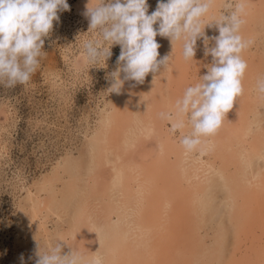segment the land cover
I'll return each instance as SVG.
<instances>
[{
	"label": "rangeland",
	"instance_id": "obj_1",
	"mask_svg": "<svg viewBox=\"0 0 264 264\" xmlns=\"http://www.w3.org/2000/svg\"><path fill=\"white\" fill-rule=\"evenodd\" d=\"M67 2L70 10L58 12L59 21L54 22L52 32L44 38L42 49L44 53L39 58V66L30 81L13 88H6L0 84V264H20L21 254L24 255L26 264H34V250L37 244L40 243L43 249L57 240L63 241L61 242L65 246L63 251L66 253L70 252L71 248L78 250L85 259L87 258V264L91 257L99 254L98 250L102 247L100 242L104 239L107 242L112 239L115 241V236L121 238L125 236L127 242L125 246L123 244V248L126 252L123 251L119 262L114 260V263L104 255L105 258L101 259L104 264L128 263L131 259L139 262L143 260L142 262L146 264H159L162 263L160 259L165 257L166 253H173L176 256V260L171 261L170 264H211V262L212 264H264V149L262 153L256 151L257 145L261 146L260 142H263L264 148V98L257 91V80L264 76V0H247L246 16H244L246 22L242 25L240 34L248 30L242 36L251 39L253 43L242 53L248 65L242 79L243 94L237 97L234 107L227 112L224 117L225 124L222 123L216 135L208 137L205 148L192 152L184 150L179 141L181 133L171 131V122L162 119L158 114L173 111L177 98H181L185 89L199 82L200 76L207 72V67L203 65L205 62L206 65H210L212 58L204 55L203 38L197 40L194 60H185L182 43L178 42L173 52L170 39L157 35L156 40L166 49L162 50V55L174 56L169 61L171 66H168L166 71L161 68L155 74H148L142 84L126 81L118 93L109 92V74L117 67L116 61L121 48L119 45H114L111 49L112 55L105 64L89 63L84 55L83 45L88 40L99 38L98 32L88 33L89 20L83 15L86 11L84 6L88 5L90 0H67ZM96 2L97 0H93L92 6H95ZM236 2L237 0H215L213 8L207 14L208 17L204 18L205 25L212 24L205 27L206 36L213 37L219 34L215 20L229 13L231 9L227 5L229 3L234 5ZM157 4L158 0H148L149 14L155 11ZM154 27L158 28V25ZM209 44L214 45V41L210 40ZM178 61L186 65L184 69L182 68L184 72L180 74H176V69L179 70ZM154 75L156 80L153 78ZM121 78H123L122 74ZM152 86L156 91L150 89L153 88ZM164 100L165 102H162ZM245 108L252 110H249L250 115L247 116L249 122L245 121V124L247 123L245 137L243 139L235 137L232 148L228 147L224 152L229 157L237 155L238 160L240 158L237 163L240 174L235 177L241 179L239 182L243 186V191L251 199H247L246 204L250 207L246 208L248 219L242 222L230 209L233 208L237 212L240 204H235L230 198L231 190L230 186H227L229 180L220 170L223 169L226 158L221 163L217 162L214 168L211 164H214V159L220 158L213 156L220 151L219 142L215 141L214 137L223 136L226 133L225 129L229 127H232L234 134H238L237 129L242 126L241 114ZM151 115L157 116L153 119ZM248 126L251 131L248 130ZM221 130L225 132L221 133ZM190 131V127L183 129L185 134ZM130 134L133 136L130 137ZM128 135L129 139H127ZM171 145L183 148L184 152L183 177L185 178H181L183 182L181 181L180 191L186 197L188 192L192 195L189 191L191 189L193 197L195 196L193 209L197 211L200 209V212L196 211L197 218H194L195 224L193 223L191 229H186V223L193 216L190 210L191 204L187 205L189 209L184 212L178 211L182 196L177 193L179 189H172L170 185L165 186L166 182L160 185L161 176L165 178L170 176L169 168L177 159V156L170 155L168 148ZM121 163L124 165L122 166ZM119 169L123 174L126 173L124 188L116 179ZM146 173L149 175H145ZM89 177L93 181H90ZM199 182L210 185L208 193H202ZM113 183H116L117 187H114L116 184ZM197 200L201 204L200 208ZM160 203L161 207H159ZM176 205L178 207H175ZM212 205L214 207L211 208ZM158 209H162L160 213ZM254 226L257 228L254 229ZM239 229L245 230L243 238L240 235L243 231L240 232ZM245 239L249 241L246 242ZM211 244L213 246H210ZM175 248L178 249L177 252H172ZM146 249L148 252L145 251ZM30 256L33 259H29Z\"/></svg>",
	"mask_w": 264,
	"mask_h": 264
},
{
	"label": "clouds",
	"instance_id": "obj_2",
	"mask_svg": "<svg viewBox=\"0 0 264 264\" xmlns=\"http://www.w3.org/2000/svg\"><path fill=\"white\" fill-rule=\"evenodd\" d=\"M215 0H158L155 11L148 13V0H93L83 15L89 20L88 33L99 38L84 43L89 63L100 64L111 57L112 47L119 45L120 55L110 76L109 92H119L126 81L143 83L145 77L169 66L172 55L160 57L157 35L182 43L185 60L196 54L197 40L203 38L204 55L211 56L207 73L199 82L185 89L175 102L174 110L162 112L173 132H180L179 141L187 152L197 150L204 140L221 127L223 119L243 94L242 79L247 62L242 53L253 41L245 39L241 27L246 22L247 0H237L227 7L231 11L215 20L218 35H205L204 18ZM67 0H0V84L6 88L27 84L39 66L44 53L45 37L59 21L58 12L69 11ZM158 25V28L154 27ZM214 41L210 46L209 41ZM123 74V78H121ZM156 80L155 75L153 76ZM257 91L264 98V76L257 80ZM185 127L191 131L183 133ZM36 239V238H35ZM62 240L34 250V264H86L78 250L64 252ZM33 259V257H29ZM20 264H26L24 255Z\"/></svg>",
	"mask_w": 264,
	"mask_h": 264
},
{
	"label": "bare ground",
	"instance_id": "obj_3",
	"mask_svg": "<svg viewBox=\"0 0 264 264\" xmlns=\"http://www.w3.org/2000/svg\"><path fill=\"white\" fill-rule=\"evenodd\" d=\"M82 5V4H81ZM80 5V6H81ZM84 5V4H83ZM83 7V6H82ZM84 7H86V6H84ZM263 9V8H262ZM259 10H261V9H259ZM258 10V11H259ZM261 12V11H260ZM259 12V13H260ZM263 12V11H262ZM252 13V12H251ZM250 13V14H251ZM246 16V15H245ZM208 17V16H207ZM246 19V18H245ZM258 19V18H257ZM260 19V18H259ZM263 19V18H262ZM248 20V19H247ZM248 22V21H247ZM264 24V23H263ZM244 25V24H243ZM257 25V24H256ZM248 28V27H247ZM243 29H244V27H243ZM243 29H242V31H243ZM245 30H246V28H245ZM248 31V30H247ZM246 31V32H247ZM245 32V31H244ZM245 32V33H246ZM245 33H243L242 35H244ZM206 35V34H205ZM157 41V43L160 45V48H159V53H160V57H162V56H164V55H162L163 54V52H162V50H166L165 49V47L163 46V48H162V44L161 43H159L158 42V40H156ZM160 41V40H159ZM168 52V51H167ZM172 53V52H171ZM166 55V54H165ZM244 55V54H243ZM174 57V56H173ZM173 57H172V59H173ZM196 57V56H195ZM205 58V57H204ZM263 59V58H262ZM194 60V59H193ZM264 60V59H263ZM171 61V60H170ZM258 62V61H257ZM178 63H179V61H178ZM195 63V62H194ZM170 64V63H169ZM190 64V63H189ZM189 64H187V66L189 65ZM191 64H192V62H191ZM169 66H171V64L169 65ZM184 66H186V65H182L181 63H179L178 64V69L179 70H177L176 69V74H180V73H183L184 72ZM203 66H206V62H205V64L203 65ZM190 67V66H189ZM169 68V67H168ZM183 68V69H182ZM193 68V67H192ZM196 68V67H195ZM205 68V67H204ZM204 68H200V69H204ZM203 72V71H202ZM207 72L205 71L204 72V74L203 75H205ZM150 74H152V73H150ZM123 75V74H122ZM164 75V74H163ZM166 75V74H165ZM186 75V74H185ZM199 75V74H198ZM148 76V75H147ZM167 76V75H166ZM172 76H174V75H172ZM165 77V76H164ZM187 77H189V76H187ZM169 78V77H168ZM167 78V79H168ZM166 79V78H165ZM179 80V79H178ZM152 81V80H151ZM165 81V80H164ZM167 81H169V80H167ZM194 81V80H193ZM130 82V81H129ZM157 82V81H156ZM242 82H244V80H242ZM133 83V82H132ZM153 83H155V82H153ZM179 84V83H178ZM129 85V84H128ZM153 86H156V85H154V84H152ZM168 85V84H167ZM180 85V84H179ZM183 85V84H182ZM249 85V84H248ZM135 86H136V84H135ZM152 86V87H153ZM158 87H159V85H158ZM158 87H156V88H158ZM253 87H254V85H253ZM182 88V87H181ZM129 89V88H128ZM151 90L152 89H154L155 90V87H153V88H150ZM161 89V88H160ZM130 90V89H129ZM136 90V89H135ZM163 90V89H162ZM166 90H168V89H166ZM165 90V91H166ZM131 91V90H130ZM134 91V90H133ZM132 91V92H133ZM156 91V90H155ZM155 91H154V93H155ZM174 91H175V88H174ZM177 91V90H176ZM150 92V91H149ZM159 92L160 91H158L157 93L159 94ZM162 92V91H161ZM149 94V93H148ZM163 94H164V90H163ZM248 94V93H247ZM145 95H146V93H145ZM260 95V94H259ZM152 96H154V97H156V95H153L152 94ZM249 96V95H248ZM115 97V96H114ZM146 98V96H143V98ZM161 97H163V96H161ZM181 97V96H180ZM250 97V96H249ZM153 98V97H152ZM168 99H169V97H167ZM179 98V97H178ZM177 98V99H178ZM162 100L163 99H165V98H161ZM237 99V98H236ZM148 99H146V101H147ZM236 101V100H235ZM264 101V100H263ZM262 101V102H263ZM137 102V101H136ZM161 102V101H160ZM162 102H165V100L164 101H162ZM161 102V103H162ZM168 102H170V101H168ZM168 102H166V104L168 103ZM139 103H140V101H139ZM155 103V100L153 101V104ZM251 103V102H250ZM141 105H142V103H141ZM165 105V104H164ZM234 105H235V103H234ZM153 106L154 105H152V108H153ZM248 106V105H247ZM126 107V106H125ZM156 107V106H155ZM171 107V106H170ZM234 107V106H233ZM250 107V106H249ZM136 108V107H135ZM137 108H138V106H137ZM150 108V107H149ZM151 108V109H152ZM163 108V107H162ZM250 108H252V107H250ZM250 108L249 109H247V108H245V110L244 111H242V114H241V123H240V125H242V126H240L239 127V129H237V131H238V134H234V132H233V129H231L230 127H229V129H225V128H223V129H225V131H226V133L222 136V135H217V137H214L215 138V141H217L218 140V142H219V145H220V148H219V153L217 154H213V156H219L220 158H218V159H214V164L212 163L211 164V167H215V164L217 163V162H220L221 163V161H223L224 160V158H226L225 160H224V166H223V169L222 168H220V170H221V173H223L227 178H228V180H229V182H228V184H227V186H230V190H231V195H230V198L232 199V201H234V203L235 204H240V208L238 207L237 208V212H236V210L235 209H233V208H230V209H232V211L234 212V216L238 219V220H240V221H245V219H248L247 218V210H246V208H250V207H247V199H249V200H251L250 198H248V196L245 194L246 192H244L243 190V186H242V184L239 182V181H241V179L239 178V177H235V175H239L240 173L238 172V170H237V163H238V161H240V158H239V160H238V157H237V155H233V156H227L224 152L227 150V148L229 147L230 149L232 148V144H234V141H235V137L236 138H238V139H243L244 137H245V132L247 131L246 130V124L249 122L248 121V119H247V116L249 117V115H250V111H252V110H250ZM154 109V108H153ZM168 109V108H167ZM129 110H130V108H129ZM129 110H127V111H129ZM158 110H160V109H158ZM158 110H154L155 112H157ZM166 110V109H165ZM250 110V111H249ZM153 111V112H154ZM161 111V110H160ZM135 112V111H134ZM254 112H256V111H254ZM253 112V113H254ZM142 113V112H141ZM123 114V113H122ZM157 114V113H156ZM161 114V113H160ZM160 114H158V115H160ZM256 114V113H255ZM254 114V115H255ZM153 115V114H152ZM151 115V116H152ZM226 115H227V113H226ZM226 115H225V117H226ZM133 116V115H132ZM138 116H139V114H138ZM154 116V115H153ZM152 116V117H153ZM157 116V115H156ZM155 116V117H156ZM257 116V115H256ZM262 116V115H261ZM122 117V116H121ZM140 117V116H139ZM155 117H153V119L155 118ZM135 119H136V117H135ZM135 119H134V121H135ZM161 119V118H160ZM255 119H256V117H255ZM157 120H158V117H157ZM118 121V120H117ZM138 121V120H137ZM226 121V119H224V121L222 122L223 124H225L224 122ZM245 121H247V123L245 124ZM257 121V120H256ZM255 121V122H256ZM139 122H141L140 120H139ZM156 122H158L159 123V121H156ZM155 122V123H156ZM161 122V121H160ZM136 123V122H135ZM142 123V122H141ZM140 123V124H141ZM257 123V122H256ZM117 124H119V123H117ZM152 124V123H151ZM163 124H165V123H163ZM163 124H160V125H163ZM153 125V124H152ZM152 125H150V127L153 129V127H152ZM155 125H157V124H155ZM120 126V125H119ZM146 126V125H145ZM148 126V125H147ZM226 126H227V124H226ZM229 126V125H228ZM129 127V126H128ZM150 127H148V128H150ZM159 127V126H158ZM157 127V128H158ZM161 127V126H160ZM164 127V126H163ZM234 127V126H233ZM249 127V126H248ZM112 128H114V127H112ZM121 128V127H120ZM227 128V127H226ZM119 129V128H118ZM139 129V128H138ZM147 129V128H146ZM151 129V130H152ZM114 130V129H113ZM126 130V129H125ZM124 130V131H125ZM130 130H131V128H130ZM142 130V129H141ZM145 130V129H144ZM155 130V129H154ZM157 130H159V128L157 129ZM156 130V131H157ZM248 130H250V127H249V129ZM107 131V130H106ZM222 131V132H221ZM220 132L221 133H223V132H225V131H223V130H221ZM251 131V130H250ZM103 132V131H102ZM130 132V131H129ZM132 132V131H131ZM134 132V131H133ZM106 133V132H105ZM111 133V132H110ZM119 133H121V132H119ZM152 133V132H151ZM236 133V132H235ZM104 134V133H103ZM109 134V133H108ZM123 134V133H122ZM125 134V133H124ZM123 134V135H124ZM127 134H129L128 132H127ZM132 134V133H131ZM131 134H130V137H132L131 136ZM156 134V133H155ZM175 134V133H174ZM234 134V135H233ZM110 135V134H109ZM215 135H216V133H215ZM237 135V136H236ZM113 136V135H112ZM105 137H106V134H105ZM110 137V136H109ZM128 138L127 139H129V135L127 136ZM137 137V136H136ZM111 138V137H110ZM139 138V137H138ZM164 139V138H163ZM207 139L208 138H206L205 140H204V142L202 143V145L198 148V149H202L203 147L205 148V146H206V142H207ZM105 140H107V139H105ZM109 140V139H108ZM110 140H112V139H110ZM117 140V139H116ZM148 140H150V139H148ZM166 140V139H165ZM124 141V140H123ZM127 141V140H126ZM147 141V140H146ZM145 141V142H146ZM163 141V140H162ZM244 142H246L245 140H243ZM248 141V140H247ZM103 142V141H102ZM109 142V141H108ZM233 142V143H232ZM107 143V142H106ZM105 143V144H106ZM122 143V142H121ZM120 143V144H121ZM124 143V142H123ZM134 143V142H133ZM136 143V142H135ZM129 144H130V142H129ZM205 144V145H204ZM250 144V143H249ZM260 144H261V146L260 145H257V148H256V151H260L261 153H262V151H263V142H260ZM110 145V144H109ZM108 145V146H109ZM128 145V144H127ZM132 145V144H131ZM135 145V144H134ZM95 146V145H94ZM135 147H137L138 148V146H135ZM96 148V147H95ZM107 148V147H106ZM110 148H112V147H110ZM131 148V147H130ZM251 148V147H250ZM132 149H134V146H133V148ZM169 151H170V155L172 154V155H175V156H177V159H176V162H174V164H171V167L169 168V174H170V176H166V178L164 177V176H161V182L162 183H160V185L162 184L163 185V182L165 183L166 182V184L167 185H165V186H168V185H170V187L173 189V188H177V190L179 189V192H177V193H180L181 195V197H180V200H179V204H178V206H180L179 208H177V210L178 211H180V212H184V210H187V205L188 204H191V208H190V210L192 211V219L191 220H189V222L188 223H186V229H191L192 227H193V223L195 224V217H196V215H197V212L200 210V209H198V211L194 208L193 209V207H195V206H193L192 204H193V199H195V196L193 197V192H192V190L190 189L189 191H190V193L192 194V195H189L188 193H187V195L188 196H186L185 197V195L183 196V194L181 193V191H180V189L182 190V182H183V179H181L182 177H183V175H184V171H185V169L183 170V167L185 166L184 165V162H185V160H184V158H183V148L181 149V147H178V146H170L169 148ZM197 149V150H198ZM99 150V149H98ZM100 150H102L103 151V149H101L100 148ZM112 150H114V149H112ZM112 150H110V152L112 151ZM126 150H127V148H126ZM253 150V149H252ZM94 152H95V150H93ZM122 151V150H121ZM165 151V150H164ZM168 151V150H167ZM253 151H255V150H253ZM255 151V152H256ZM93 152V153H94ZM100 152V151H99ZM228 152V151H227ZM95 153H97V152H95ZM94 153V154H95ZM104 153H105V151H104ZM121 153V152H120ZM122 153H123V151H122ZM121 153V154H122ZM128 153H129V151H128ZM132 153V152H131ZM134 153V152H133ZM168 153V152H167ZM186 153V152H185ZM164 154V153H163ZM107 155V153L105 154V156ZM128 155V154H127ZM229 155V154H228ZM242 155H243V153H242ZM261 155V154H260ZM95 156V155H94ZM99 156V155H98ZM125 156V155H124ZM129 156H132V155H129ZM164 156H165V154H164ZM95 157H97V156H95ZM100 157V156H99ZM107 157V156H106ZM123 157V156H122ZM169 157V156H168ZM173 157V156H172ZM198 157V156H197ZM262 157V156H261ZM101 158V157H100ZM131 158V157H130ZM190 158V157H189ZM243 158V157H242ZM94 159V158H93ZM96 159V158H95ZM98 159V158H97ZM104 159V158H103ZM120 160L122 159V158H119ZM133 159H134V157H133ZM188 159V158H187ZM262 159V158H261ZM124 160V159H123ZM156 160V159H155ZM250 160V159H249ZM198 161V160H197ZM92 162V161H91ZM121 162H123V161H121ZM167 162V161H166ZM190 162V161H189ZM117 163H119V162H117ZM122 164V166L124 165V163H121ZM154 165V164H153ZM72 166V165H71ZM119 166H120V164H119ZM128 166V165H127ZM126 166V167H127ZM191 166V165H190ZM232 166H234V168H232ZM125 167V166H124ZM142 167H144V166H142ZM198 167V166H197ZM96 168V167H95ZM99 168V167H98ZM119 168H121V167H119ZM139 168V167H138ZM144 168H146V167H144ZM246 168V167H245ZM85 169V168H84ZM83 169V170H84ZM91 169V168H90ZM133 169V168H132ZM147 169V168H146ZM149 169V168H148ZM194 169H196V168H194ZM234 169V170H233ZM98 170V169H97ZM96 170V171H97ZM168 170V169H167ZM188 170H190V169H188ZM88 171V170H87ZM148 171V170H147ZM146 171V172H147ZM151 171V170H150ZM154 171V170H153ZM241 171V170H240ZM86 172V171H85ZM97 172H99V171H97ZM126 172V171H125ZM130 172V171H129ZM189 172V171H188ZM192 172V171H191ZM197 172V171H196ZM202 172V171H201ZM128 173V172H127ZM148 173V172H147ZM145 174V175H149V174ZM165 173H166V171H165ZM242 173V172H241ZM117 176H116V179L117 180H119V182H120V185L122 184L123 185V188H124V184H125V179L124 178H126V177H124L125 176V174H123V171L121 170V169H119V171L117 172ZM144 174V173H143ZM181 174H182V176H181ZM192 174H193V172H192ZM201 174V173H200ZM87 175V174H86ZM90 175V174H89ZM130 175V174H129ZM167 175V174H166ZM198 175V173H196V176ZM85 176V175H84ZM94 176V175H93ZM92 176V177H93ZM195 176V175H194ZM194 176H192V177H194ZM91 177V176H90ZM89 177V178H90ZM127 177H129V176H127ZM204 177V176H203ZM74 178V177H73ZM86 178V177H85ZM84 178V179H85ZM135 178V177H134ZM133 178V179H134ZM155 178H157V177H155ZM183 178H185V177H183ZM197 178L199 179V177L197 176ZM202 178V177H201ZM87 179H88V176H87ZM140 179V178H139ZM197 179V180H198ZM90 181H93V180H91V178H90ZM127 181V180H126ZM129 181V180H128ZM133 181V180H132ZM156 181V180H155ZM182 181V182H181ZM207 181V180H206ZM168 182V183H167ZM80 183H82V182H80ZM84 183H86L85 181H84ZM89 183V182H88ZM111 183V182H110ZM150 183H151V181H150ZM149 183V184H150ZM185 183V182H184ZM194 183V182H193ZM200 183V182H199ZM202 183H203V180H202ZM202 183H200L199 185L201 186V190H202V193L204 192V194H206V193H208L209 192V190H210V185H208L207 186V184H202ZM205 183V182H204ZM73 184H75V183H73ZM90 184V183H89ZM114 184V183H113ZM116 184V183H115ZM114 184V185H115ZM119 184V183H118ZM133 184V183H132ZM186 184V183H185ZM184 184V185H185ZM210 184H212V183H210ZM83 185V184H82ZM110 185H112V184H110ZM128 185V184H127ZM130 185V184H129ZM159 185V186H160ZM187 185V184H186ZM91 186V185H90ZM113 186V185H112ZM135 186V185H134ZM164 186V187H165ZM188 186V185H187ZM192 186V185H191ZM199 186V187H200ZM114 187H117V184H116V186H114ZM118 187H120V186H118ZM130 187H132V188H134L133 186H131L130 185ZM169 187V188H170ZM193 187H196V186H193ZM128 188V187H127ZM131 188V189H132ZM167 188V187H166ZM170 188V189H171ZM188 188V187H187ZM112 189H113V187H112ZM116 189H118V188H116ZM120 189H121V187H120ZM161 189V188H160ZM194 189V188H193ZM197 189V188H196ZM45 190V189H44ZM135 190V189H134ZM50 191V190H49ZM121 191V190H120ZM123 191H124V189H123ZM131 191V190H130ZM130 191H129V195H130ZM162 191V190H161ZM165 191H167V189H165ZM176 191V190H175ZM198 191H199V189H198ZM263 191V190H262ZM184 192V191H183ZM211 192H213V191H211ZM214 192H216V191H214ZM257 191L255 190V193H256ZM112 193H114V191L112 192ZM111 193V194H112ZM122 193V192H121ZM124 193V192H123ZM132 193V192H131ZM156 193V192H155ZM161 193V192H160ZM185 193V192H184ZM261 193V192H260ZM259 193V194H260ZM31 194H33V193H31ZM110 194V195H111ZM150 194V193H149ZM169 194V193H168ZM199 194V193H198ZM221 194V193H220ZM132 195V194H131ZM137 195V194H136ZM170 195V194H169ZM169 195H167V196H169ZM175 195V194H174ZM174 195L172 196V197H174ZM196 195V194H195ZM212 195V194H211ZM255 195V194H254ZM64 196V195H63ZM122 196H124V194H122ZM125 196H127V195H125ZM155 196V195H154ZM153 196V197H154ZM198 196V195H197ZM205 196V195H204ZM262 196H263V194H262ZM121 197V196H120ZM119 197V198H120ZM160 197V196H159ZM166 197V196H165ZM193 197V198H192ZM217 197V196H216ZM260 197V196H259ZM258 197V198H259ZM113 198H114V196H113ZM112 198V199H113ZM124 198V197H123ZM126 199H127V197H125ZM156 198H157V196H156ZM185 198H187V199H189V200H184ZM202 198V197H201ZM204 198V197H203ZM210 198V197H209ZM228 198V197H227ZM262 198V197H261ZM260 198V199H261ZM66 199V198H65ZM155 199V198H154ZM162 199V198H161ZM168 200H170L169 198H167ZM198 199V198H197ZM214 199V198H213ZM76 200V199H75ZM158 200V199H157ZM205 200H207V198L205 199ZM204 200V201H205ZM128 201H130V200H128ZM152 201V200H151ZM159 201H161V200H159ZM171 201V200H170ZM126 202V201H125ZM166 202V201H165ZM197 202L199 203V201L197 200ZM211 202V201H210ZM215 202H216V199H215ZM224 202V201H223ZM226 202H228V201H226ZM80 203V202H79ZM152 203V202H151ZM150 203V204H151ZM163 203V202H162ZM173 203V202H172ZM195 203V202H194ZM212 203V202H211ZM258 203V202H257ZM74 204V203H73ZM129 204V203H128ZM128 204H126V205H128ZM155 204V203H154ZM157 204V203H156ZM209 204V203H208ZM226 204V203H225ZM59 205V204H58ZM130 205V204H129ZM146 205V204H145ZM158 205V204H157ZM163 205H165V204H163ZM167 205V204H166ZM174 205V204H173ZM197 205V204H196ZM200 203H199V208H200ZM205 205V204H204ZM211 205V204H210ZM210 205H209V207H210ZM242 205V206H241ZM249 205V204H248ZM64 206V205H63ZM63 206L61 207V208H63ZM75 206H77V205H75ZM170 206V205H169ZM168 206V207H169ZM177 205L175 206V207H178ZM65 207V206H64ZM66 207H68V206H66ZM99 207V206H98ZM159 207H161V203H160V206ZM163 207V206H162ZM167 207V208H168ZM197 207V208H198ZM212 207H214V205H212L211 206V208ZM227 207V206H226ZM232 207V206H231ZM234 207H235V205H234ZM69 208V207H68ZM72 208V207H71ZM77 208V207H76ZM116 208V207H115ZM125 208V207H124ZM163 208H165V207H163ZM203 208V207H202ZM260 208V207H259ZM75 209V208H74ZM128 209V208H127ZM152 209V208H151ZM154 209H155V207H154ZM157 209V208H156ZM189 209V208H188ZM208 209V208H207ZM215 209V208H214ZM65 210V209H64ZM160 210H162V209H158V212L160 211ZM164 210V209H163ZM182 210V211H181ZM253 210V209H252ZM258 210V209H257ZM69 211V210H68ZM121 211V210H120ZM175 211V210H174ZM197 211V212H196ZM231 211V210H230ZM250 211V210H249ZM261 211V210H260ZM72 212V211H71ZM126 212H128V210L126 211ZM200 212V211H199ZM203 212V211H202ZM216 212V211H215ZM252 212V211H251ZM264 212V211H263ZM63 213V212H62ZM73 213H74V210H73ZM143 213V212H142ZM146 213V212H145ZM160 213V212H159ZM204 213V212H203ZM206 213V212H205ZM218 213V212H217ZM232 213V212H231ZM59 214V213H58ZM57 214V215H58ZM80 214V213H79ZM123 214V213H122ZM169 214V213H168ZM171 214V213H170ZM215 214V213H214ZM253 214V213H252ZM55 215V214H54ZM61 215V214H60ZM140 215V214H139ZM144 215V214H143ZM150 215H152V214H150ZM163 215V214H162ZM185 215V214H184ZM201 215H202V213H201ZM233 215V214H232ZM231 215V216H232ZM78 216V215H77ZM200 216V215H199ZM31 217V216H30ZM56 217V216H55ZM80 217V216H79ZM122 217V216H121ZM125 217V216H124ZM142 217V216H141ZM148 217V216H147ZM190 217V216H189ZM229 217V216H228ZM197 218V217H196ZM254 218V217H253ZM262 218V217H261ZM78 219V218H77ZM142 220H143V218H141ZM165 219V218H164ZM173 219V218H172ZM251 219H252V217H251ZM116 220V219H115ZM126 220V219H125ZM176 220V219H175ZM231 220V219H230ZM118 221V220H117ZM164 221V220H163ZM197 221V220H196ZM247 221V220H246ZM119 222V221H118ZM142 222V221H141ZM182 222V221H181ZM205 222V221H204ZM232 222V221H231ZM120 223V222H119ZM118 223V224H119ZM142 223H145V222H142ZM164 223V222H163ZM183 223V222H182ZM206 223V222H205ZM208 223V222H207ZM239 223V222H238ZM245 223V222H244ZM247 223V222H246ZM77 224H79V223H77ZM201 224V223H200ZM151 225V224H150ZM161 225V224H160ZM163 225V224H162ZM179 225H180V223H179ZM192 225V226H191ZM240 225H241V223H240ZM239 225V227H241ZM251 225H253V224H251ZM167 226V225H166ZM168 226H169V224H168ZM146 227V226H145ZM144 227V228H145ZM183 227V226H182ZM206 227V226H205ZM158 228H159V226H158ZM170 228V227H169ZM235 228V227H234ZM245 229H247L246 227H244ZM250 228V227H249ZM255 228H257L256 226H254V229ZM131 229V228H130ZM147 229V228H146ZM145 229V230H146ZM242 229V228H241ZM241 229H239L240 230V232H242L241 231ZM148 230L150 231V229L148 228ZM166 230V229H165ZM171 229H169V231H170ZM259 230H261V229H259ZM264 230V229H263ZM77 231V230H76ZM147 231V230H146ZM148 231V232H149ZM157 231V230H156ZM161 231V230H160ZM238 231V230H237ZM247 231V230H246ZM119 232V231H118ZM130 232V231H129ZM168 232V231H167ZM184 232V231H183ZM192 232V231H191ZM240 232H239V234H240ZM244 232H245V230L242 232V234H240V235H242V238H243V234H244ZM250 232V231H249ZM248 232V233H249ZM253 232V231H252ZM251 232V234H253ZM153 233V232H152ZM156 233V232H155ZM173 233V232H172ZM175 233V232H174ZM204 233V232H203ZM157 234V233H156ZM168 234V233H167ZM188 234H190V233H188ZM262 234H263V232H262ZM115 235V234H114ZM143 235V234H142ZM146 235V234H145ZM149 235V234H148ZM152 235V234H151ZM150 235V236H151ZM174 235V234H173ZM185 235V234H184ZM255 235V234H254ZM144 236V235H143ZM176 236H177V233H176ZM247 236H250L251 237V235L249 234H247ZM246 236V237H247ZM125 237V236H124ZM123 236H122V238H121V236H119V237H116L115 236V241H113V239L112 240H110L109 242H107L105 239L104 240H102L100 243H102V247H101V249L100 250H98L99 251V254H95L93 257H91L90 259H89V261L87 262V264H104L103 263V259L102 258H105L104 257V255H106L107 256V258H108V260H110V261H114V260H119L120 258H122L121 256H120V254L121 253H123V251H125V249L123 248L124 246H125V244H126V242H127V240H126V238H124ZM142 237V236H141ZM147 237V236H146ZM145 237V238H146ZM168 237H169V234H168ZM168 237H166V238H168ZM102 238V237H101ZM165 238V239H166ZM153 239V238H152ZM170 239V238H169ZM169 239H167V240H169ZM176 239V238H175ZM248 239V238H247ZM250 239V238H249ZM262 239V238H261ZM171 240V239H170ZM244 240V239H243ZM251 240V239H250ZM144 241V240H143ZM174 242L175 241H178V240H173ZM245 241H246V239H245ZM249 241V240H248ZM248 241H246V242H248ZM116 242V243H115ZM141 242V241H140ZM166 242V241H165ZM164 242V243H165ZM255 242V241H254ZM145 243H146V241H145ZM215 243V242H214ZM261 243V242H260ZM123 244H124V246H123ZM128 244V243H127ZM142 244H144V243H142ZM161 245H162V243H160ZM168 244V243H167ZM219 244V243H218ZM244 244V243H243ZM246 244V243H245ZM50 245V244H49ZM148 245V244H147ZM160 245V246H161ZM170 245V244H169ZM217 245V244H216ZM222 245V244H221ZM220 245V246H221ZM264 245V244H263ZM144 246V245H143ZM210 246H213L212 244L210 245ZM224 246V245H223ZM148 247V246H147ZM159 247V246H158ZM157 247V248H158ZM172 247H173V245H172ZM172 247H171V249H172ZM64 248H65V246H64ZM126 248V247H125ZM149 248V247H148ZM174 248V247H173ZM177 248H178V246H177ZM177 248H175V249H173L172 250V252L173 251H175V252H177ZM220 248H222V246L220 247ZM224 248V247H223ZM143 249V248H142ZM128 250V254H129V248L127 249ZM139 250V249H138ZM148 249H146L145 251L146 252H148L147 251ZM215 250H217V249H215ZM144 251V250H143ZM142 251V252H143ZM167 251V250H166ZM213 251V250H212ZM218 251V250H217ZM220 251V250H219ZM238 251V250H237ZM241 251H242V249H241ZM126 252V251H125ZM124 252V253H125ZM133 252V251H132ZM145 252V253H146ZM155 252V251H154ZM216 252V251H215ZM245 252V251H244ZM134 253V252H133ZM135 254V253H134ZM140 255V254H139ZM146 255V254H145ZM166 256L165 257H163V258H161L160 260H162V263H159V264H170V262L171 261H173V260H176L175 258H176V256H175V254H173V253H166L165 254ZM242 255V254H241ZM153 256V255H152ZM125 257V256H124ZM218 257V256H217ZM243 257H244V255H243ZM242 257V258H243ZM126 258H127V255H126ZM138 258V257H137ZM141 258V257H140ZM211 258V257H210ZM219 258V257H218ZM241 258V259H242ZM246 258V257H245ZM87 259V258H86ZM86 259H85V261H86ZM102 259V260H101ZM181 259V258H180ZM107 260V259H106ZM165 260V261H164ZM214 260V259H213ZM212 260V261H213ZM253 260V259H252ZM251 260V261H252ZM127 261V260H126ZM143 261V260H142ZM139 262L138 260H136V261H134V259H131V261L130 262H122V263H124V264H146V263H143V262ZM249 261V260H248ZM119 262V261H118ZM136 262V263H135ZM153 262V261H152ZM243 262V261H242ZM246 262H247V260H246ZM108 263H110L109 261H108ZM114 263V262H113ZM121 263V264H122ZM189 263H190V261H189ZM244 263V262H243ZM107 264V263H106ZM111 264V263H110ZM118 264V263H117ZM150 264V263H149ZM153 264V263H152ZM155 264V263H154ZM177 264V263H176ZM211 264H212V262H211ZM240 264V263H239ZM242 264V263H241Z\"/></svg>",
	"mask_w": 264,
	"mask_h": 264
}]
</instances>
